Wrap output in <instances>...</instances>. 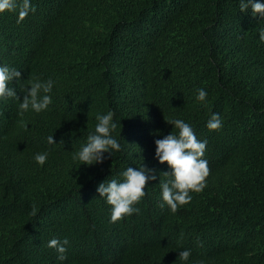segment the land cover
I'll return each instance as SVG.
<instances>
[{
    "label": "trees",
    "instance_id": "obj_1",
    "mask_svg": "<svg viewBox=\"0 0 264 264\" xmlns=\"http://www.w3.org/2000/svg\"><path fill=\"white\" fill-rule=\"evenodd\" d=\"M0 13V62L20 85L51 77L52 102L17 114L0 100V264H264V43L239 0H31ZM30 87V85H26ZM204 88L205 101L195 99ZM111 109L121 144L101 163L72 159ZM219 113L222 126L205 123ZM190 123L209 173L175 212L158 206L166 162L154 140ZM53 135L55 145L47 137ZM48 150L43 165L33 155ZM152 168L138 213L109 222L97 185ZM35 209V211H33ZM67 238L59 262L47 241ZM189 248L187 261L178 249Z\"/></svg>",
    "mask_w": 264,
    "mask_h": 264
},
{
    "label": "clouds",
    "instance_id": "obj_2",
    "mask_svg": "<svg viewBox=\"0 0 264 264\" xmlns=\"http://www.w3.org/2000/svg\"><path fill=\"white\" fill-rule=\"evenodd\" d=\"M5 10L15 11L19 22L30 11H34L35 7L31 0H0V13ZM239 11L248 13L256 19L258 39L264 43V0H239ZM13 78H16L19 84L22 80L20 70L0 62V100L5 97L18 100L17 114L20 116L29 109L39 113L48 108L52 102L50 93L55 83L51 77L46 80L39 78L28 80L26 85L30 87L20 85L22 100L18 97L15 88L10 86ZM206 96L204 88L196 89L197 101H205ZM113 117L114 112L111 109L95 114L94 130L90 131L85 142L72 152L74 161L86 166L101 163L108 158L105 153L112 156L113 151L121 149V144L113 135L114 130L117 129V122ZM166 122L176 131H170L154 140V159L161 164L166 162L168 169L163 172L165 179H159L161 199L158 206L164 208L167 205L170 211L175 212L179 205H184L192 199L190 192H200L205 187L209 173L208 161L203 158L207 139H198L192 125L182 118L173 117ZM205 126L209 130L219 129L222 126L219 113L212 112ZM46 139L49 145L57 144L53 140V135H49ZM48 154L46 149L35 153L33 159L37 164L43 165ZM119 177L120 179H106L96 187L99 197L111 206L109 222L139 212V208L134 205L145 195L146 183L157 179V173L154 169L141 164L139 167H125L119 173ZM66 245H68L66 237L63 239L53 237L47 241V247L55 250L59 262L66 259ZM177 251L181 261H187L191 255L189 248H180ZM197 264H204V261H198Z\"/></svg>",
    "mask_w": 264,
    "mask_h": 264
}]
</instances>
